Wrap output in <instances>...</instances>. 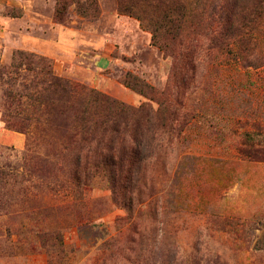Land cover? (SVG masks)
<instances>
[{"label":"rangeland","instance_id":"1","mask_svg":"<svg viewBox=\"0 0 264 264\" xmlns=\"http://www.w3.org/2000/svg\"><path fill=\"white\" fill-rule=\"evenodd\" d=\"M91 1L96 9L87 6ZM136 1L132 15L121 12L120 0H78L85 13L69 3L58 22L57 0H0V264H94L99 247L113 240L120 249L103 264H264V159L252 162L239 152L245 139L264 142V66L244 68L240 57L228 55L206 68L201 86L187 97L183 134L165 140L150 159L148 184L134 198L151 194L153 209L135 221L101 172L92 171L79 193L61 188L71 182L74 154L56 128L44 134L33 117L24 127H8L21 121L13 112L22 106L5 93L40 90L31 85L40 65L14 68L16 52L49 61L55 77L120 106L163 107L162 118L165 98L186 90H172L174 60L154 45V29L161 28L157 41L170 48L204 44L211 30L238 29L237 17L246 16L244 24L258 35L251 61L264 56V0H149V7ZM143 11L153 14L149 26L134 16ZM132 222L149 225L145 239L132 235L124 243L120 224ZM49 230L47 250L38 234ZM60 230L63 247L53 236Z\"/></svg>","mask_w":264,"mask_h":264},{"label":"trees","instance_id":"2","mask_svg":"<svg viewBox=\"0 0 264 264\" xmlns=\"http://www.w3.org/2000/svg\"><path fill=\"white\" fill-rule=\"evenodd\" d=\"M129 1V6H125L124 0H120L121 12H130L137 4H140L136 0ZM142 2L148 7L151 5L149 0H142ZM69 3H75L78 9L85 13L82 10L85 3H80L78 0H57L54 16L58 22L65 21ZM258 3L261 4L260 1ZM87 6L96 9L92 1L87 3ZM212 10L210 17H215L216 9ZM179 14L178 18L183 21L186 9L183 8ZM134 16L147 26L151 24L153 18V14L147 11L137 12ZM234 16L237 17V14ZM168 18V15L164 14L161 20L167 22ZM237 20L240 22V28L211 30L213 38L204 44L191 42L171 48L157 41L161 28L153 30L154 45L166 55L170 54L174 60L173 69L177 74V82L172 90H186L185 94L173 91L165 98L161 103L162 106H166L163 118L161 115L163 107L155 111L149 104H142L136 110L120 106L94 90H88L78 83L55 77L51 72L49 61L34 54L16 52L12 62L14 68L15 64H23V62L32 64L36 61L40 65L38 70L32 71L37 73L31 84L40 90L31 94H16L17 99L12 93H5L6 99L10 98L12 103H17V109L22 106L20 111L13 112L15 117L21 118V121L10 124L8 122V127H24L23 121L33 117L31 120H36V129L44 134L56 128L55 132L59 134L60 142L73 146L71 152L74 154L71 163L73 171L68 175L71 182H67L68 186L62 184L64 187L61 188L68 189L69 193H79L80 185L82 183L85 185L84 181L88 179L92 171L101 172L110 186L113 197H116L119 204L131 216L134 215V221L137 218H147L153 209L152 195H145L143 200L134 197L137 192L138 195L142 193L146 182L148 184L147 172L150 159L161 152L165 140L171 142L173 138H179L189 124L190 117L186 111L187 97L201 86L206 68L214 63H224L220 57L228 55L240 57L244 68L258 69L264 66V56H261L263 61L259 57L254 59L257 60L256 62L251 61L253 60L251 55L257 46H255L258 38L256 29L244 24L247 21L246 16L239 15ZM139 91L143 93V90ZM23 98L25 102L21 101ZM108 105L113 107L114 115ZM57 120H59L58 125ZM243 146L239 152L245 159L252 162L258 161V157L264 159V142H255L248 138L245 139ZM1 175L3 174L0 173V177ZM59 185L61 186V183ZM120 225L123 228L120 233L124 236V243L129 242L132 235L138 239H145L149 227L145 224H143L145 226L137 227L133 225V222L129 227L125 223ZM50 233L49 230L38 234V240L46 249L45 243L48 242ZM53 236L59 241L60 247H63L62 230L55 232ZM117 243L121 244L118 240L102 244L93 259L94 264H103L109 258L111 259L113 248L115 252L120 249ZM158 255L159 259L164 255L159 247ZM168 259L169 262L175 261V255L168 254L167 261ZM120 260L123 261V259Z\"/></svg>","mask_w":264,"mask_h":264}]
</instances>
